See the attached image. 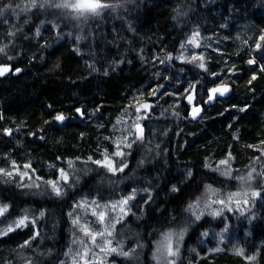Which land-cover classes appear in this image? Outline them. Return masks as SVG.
I'll return each mask as SVG.
<instances>
[{
  "label": "trees",
  "instance_id": "trees-1",
  "mask_svg": "<svg viewBox=\"0 0 264 264\" xmlns=\"http://www.w3.org/2000/svg\"><path fill=\"white\" fill-rule=\"evenodd\" d=\"M62 1L0 0V64L11 66L0 78V202L9 204L0 214V233L7 232L0 235V264H14L20 255L29 264L63 263L78 201L108 202L133 189L141 191L133 213L114 226L111 237L120 251L110 258L113 264H153L157 240L189 218L188 204L208 186L231 185L222 173L225 158L235 173L255 169L252 202L264 198V0H99L113 7L85 16L55 6ZM194 34L210 38L221 52L209 55L203 69L188 52ZM243 34L252 37L249 48L239 38ZM218 67L223 73L211 78ZM228 67L236 72L229 74ZM168 83L173 102L164 93ZM218 83L231 85L230 96L191 120L183 90L194 88L203 104L208 88ZM161 84L141 126L142 143L114 158L116 171L100 164L106 152L114 156L113 123L133 93L151 100ZM57 114L66 119L55 122ZM60 170L68 173L66 183L56 181ZM40 178L58 182L62 195L28 191ZM253 207L226 210L228 235L243 233L253 259L227 250L212 257L193 252L187 259L197 231L222 226L223 216L205 212L190 225L173 264H264V202L254 214ZM43 232L48 240L40 248ZM137 251L138 260L131 261L127 255Z\"/></svg>",
  "mask_w": 264,
  "mask_h": 264
},
{
  "label": "rangeland",
  "instance_id": "rangeland-1",
  "mask_svg": "<svg viewBox=\"0 0 264 264\" xmlns=\"http://www.w3.org/2000/svg\"><path fill=\"white\" fill-rule=\"evenodd\" d=\"M63 2V1H62ZM70 2H76V0H70ZM82 4H93L96 3V0H79ZM67 11L71 9L65 8ZM72 11V10H71ZM73 12V11H72ZM74 13V12H73ZM90 13V12H88ZM86 14V13H85ZM242 44L244 47H250L251 36L239 35ZM193 40V38H192ZM260 40V37H258ZM193 48L191 50H186L184 55L189 52V55L192 57H200L202 58L200 62L206 66L209 55L217 54L221 55V52L217 51V47L215 43L210 38H203L195 35L194 37ZM198 45V46H197ZM188 51V52H187ZM184 56L182 55L181 58ZM253 61V57L251 60ZM225 62H228V58L225 57ZM220 69V67H218ZM216 72L209 73L211 78H214L216 75L220 76L223 71L221 69ZM233 67H228V73L233 74L236 71H233ZM215 74V75H214ZM192 88H185L182 93L185 95L189 93ZM165 95L168 96L169 102H173L175 99L174 87L171 84L166 85ZM206 96V95H205ZM205 99V97H204ZM203 99V101H204ZM146 100L141 98L140 92H134L132 97L130 98L128 104L120 111V114L115 118L113 123L114 134L112 137V143L114 146L113 157H107V152L104 157L100 161V164H104L108 169L109 164L111 168L114 169V158L122 157L124 155L128 156L130 151L129 147H125L124 144H120L119 148L117 147L118 142L124 140L127 137V144H139L142 143L144 137V131L142 138H138L139 133L136 129V124L139 123L140 128L144 123V119L149 116L145 111L148 109H143V102ZM198 101V100H197ZM199 102V101H198ZM173 104V103H172ZM140 107L141 110L137 111V108ZM152 110V109H151ZM152 113L149 117H151ZM264 115V112H263ZM84 116V115H83ZM264 142V139L263 141ZM260 145H256L255 150H258ZM117 151L123 152L122 156H116L115 153ZM260 151L264 154V146L260 149ZM226 163H223L222 173L225 177L230 178L231 185L228 187H220L215 188L214 186L206 187V194L197 198L188 204L185 208V215L189 218L186 219L185 222L180 223L179 225L167 228L159 237L156 242V246L154 249V263L153 264H173L181 255L182 251V242L190 230V225L198 221L199 219L205 216V212L211 214L214 217L223 216L221 227L211 226L209 225L206 229H201L197 231V244L195 248L190 247L191 244L187 245L186 250V258H193V252L195 256H215L221 253L224 250L229 251V253L233 255H241L246 259H253L255 255H250L247 253L246 248L243 244V233L235 232L234 234L228 235L227 228L229 226L228 222V213L232 210L233 207L236 209H241V207L252 206L254 205L253 213H256L257 210H260L264 198L260 197V200L256 203H253V197L257 195V189L253 186L254 181H241L239 177H246L249 172L253 169L249 170L245 173H235L237 167H234L232 164L228 163L231 161L229 158L223 159ZM222 164V163H221ZM264 164V162H263ZM125 165H120L119 169H124ZM69 168H73L72 163L69 164ZM64 174L68 178V173L63 170ZM227 173V174H226ZM253 173V172H252ZM260 177H264V170L260 171ZM61 179V170L58 172V178L56 181ZM52 182V181H51ZM49 185V186H48ZM68 186V185H67ZM66 186V187H67ZM68 188H65L67 190ZM27 190L36 194L37 196H44L53 193V188L49 182H45L43 178L37 179L34 185L27 186ZM141 190H132L128 195L122 196L119 199L110 200L108 202L96 201L95 199L82 198L78 201L75 208L71 211V220L75 227V232L71 234V240L68 244V249L65 255L63 256V263L61 264H92V263H103V264H113L112 259L110 258V254L113 252H118L119 245L114 243L112 239V233L114 226L118 221L123 219L126 215L133 213L131 204L136 194ZM146 193L145 191H142ZM235 194V195H232ZM231 197V198H230ZM126 201V204L121 202ZM223 201L224 203H220ZM189 205H193V207L189 208ZM9 208V204L6 202H0V214L5 213ZM100 213H104L103 222L100 220ZM218 213V214H217ZM28 215L22 216L24 221L27 219ZM199 217V219H197ZM29 218V217H28ZM18 221V222H19ZM77 221V223H74ZM16 222V221H15ZM13 223L11 222L10 225ZM14 228V227H13ZM85 229H87L88 234H86ZM245 230V229H244ZM45 231V230H44ZM183 231V236L178 237V234ZM171 232L173 235L171 237L172 240V248L173 251H176L177 254L175 256H167L166 252L162 254L160 249L161 242L164 239V235ZM247 232V231H246ZM245 232V233H246ZM103 233V236L96 235L95 243L93 242L92 234ZM111 233V235H109ZM225 235H224V234ZM209 239V240H208ZM47 237L44 235L40 237L39 242H37L38 247H42L47 241ZM178 240V243H177ZM111 249H115V251H111ZM178 249V251H177ZM237 249L242 250L239 254ZM138 252V251H137ZM135 254V253H134ZM140 253L135 254L134 256L127 255L131 261L138 260ZM136 258V259H135ZM185 258V259H186ZM126 259V258H125ZM29 260L26 259L25 256L17 257V260L14 261V264H29Z\"/></svg>",
  "mask_w": 264,
  "mask_h": 264
},
{
  "label": "snow or ice",
  "instance_id": "snow-or-ice-1",
  "mask_svg": "<svg viewBox=\"0 0 264 264\" xmlns=\"http://www.w3.org/2000/svg\"><path fill=\"white\" fill-rule=\"evenodd\" d=\"M45 3L48 2V0H44ZM43 6V5H41ZM56 7L58 8H67V9H71L74 13H76L77 16H85V13H93V14H96L98 15L99 14V11L103 8H107V7H113L112 5H109V4H103V3H100L99 0H96V3H93V4H82L79 2V0H76V2H70V0H63L62 3H59V4H56L55 5ZM195 35H198V34H194V37ZM194 37H193V40H190L189 43H194ZM198 46V45H197ZM183 47V45H182ZM3 49L0 48V52H2ZM9 59H11V57H9ZM198 59H202L200 57H193V61L195 60H198ZM249 63H253V61H249ZM199 67L200 68H204V64L201 62L199 64ZM11 71V69L9 67H0V76H3L5 73ZM16 72H20L21 69H15ZM215 75V74H214ZM158 91V89L154 90L152 95H155L156 92ZM229 91V88L225 85V86H217V87H213L209 90V96H208V99L211 101L213 99H215L217 97V94L219 96H223L225 93H227ZM191 100L192 98L189 97V102L191 103ZM143 109H148L150 108L151 106L148 105V104H144L143 106ZM141 108L138 107L137 108V111H140ZM201 111V109L199 108H193V111L191 113L192 117L195 118L198 113ZM77 112H81L80 109H77ZM66 119V117L63 115V114H57L55 117H54V121L55 122H62ZM136 129H137V132L139 133L138 135V138H142L143 136V130L140 128V125L139 123L136 124ZM10 134V133H9ZM126 140H127V137L124 138V140L118 142L117 144V147L119 148V145L120 144H124L125 147H131L130 144H127L126 143ZM116 156H122L123 155V152L121 151H117L115 153ZM99 163V162H98ZM221 163H226L225 161H221ZM110 170L112 171H116L117 169H113L111 168L110 164L108 165ZM25 167H30L29 165H25ZM120 171H122L123 169H119ZM0 171H3L2 169H0ZM255 169H253L251 172L248 173V175L246 177H239V179L241 181H251L253 179V175H252V172H254ZM227 174V173H226ZM189 175H191V173H189ZM61 179L65 181V183L67 182V176L64 174L63 170H61ZM51 183V186L53 188V190L55 191L56 195H62V191L59 187H57V184L58 182H50ZM175 191V188L173 189ZM232 195H235V194H232ZM231 198V197H230ZM122 205L123 204H126V201L124 202H121ZM220 203H224L223 201H220ZM193 207V205H189V208ZM218 214V213H217ZM41 215H43V213H41ZM103 219H104V213H100V220L101 222H103ZM197 219H199V217H197ZM24 220L21 219L18 223H17V227L19 226H22L24 224ZM74 223H77V221H74ZM13 229L12 228H9L7 231H12ZM85 232L86 234H88V231L87 229H85ZM7 232H3V233H0V235H6ZM96 235H101L103 236V233H97V234H92L93 236V242L95 243V237ZM109 235H111V233H109ZM172 233L169 232L167 234L164 235V239L163 241L161 242V245H160V250L162 252V254L164 252H166V255L167 256H175L177 254L176 251H173V248H172V240H171V237H172ZM183 236V231H181L179 234H178V237H182ZM28 242L26 241L25 244H27ZM177 243H178V240H177ZM111 251H115V249H111ZM178 251V249H177ZM242 250H239L237 249V252L238 254L241 252ZM124 255H127V253H123Z\"/></svg>",
  "mask_w": 264,
  "mask_h": 264
},
{
  "label": "water",
  "instance_id": "water-1",
  "mask_svg": "<svg viewBox=\"0 0 264 264\" xmlns=\"http://www.w3.org/2000/svg\"><path fill=\"white\" fill-rule=\"evenodd\" d=\"M0 67H9L11 69V66L9 64H0ZM18 69H20V68H18ZM10 72L11 71L5 73L3 76L7 75ZM13 73L14 74H18L19 72H16L15 69H14L13 70ZM3 76H0V78H2ZM225 85L229 88V91L227 93H225L223 96H219L217 94V97L215 99L211 100V101L208 99L209 90L211 88L217 87V86H225ZM163 87H164L163 84L159 85L156 88V89H158V91L156 92V94L155 95H151V100L147 101V104L151 106L150 108H148V112L147 113H149L150 110L154 107V103H155L154 101L158 98L159 93L163 89ZM231 92H232V87L228 83H218V84H214V85H212L211 87L208 88L207 95H206V97H205V99L203 101V104H201V103H197V98H196V95H195V90H194V88H192V90L184 96V102L191 107V110H190V113H189V118L191 120L198 119L202 115V113L204 111V106H211V105H213L219 99H226V98H228L230 96ZM189 97L192 98L191 103L189 102ZM193 108H199V109H201V111L198 113V115L195 118H193L192 115H191V113L193 111ZM78 109L81 110V108H78ZM79 113L81 114V112H79Z\"/></svg>",
  "mask_w": 264,
  "mask_h": 264
},
{
  "label": "flooded vegetation",
  "instance_id": "flooded-vegetation-1",
  "mask_svg": "<svg viewBox=\"0 0 264 264\" xmlns=\"http://www.w3.org/2000/svg\"><path fill=\"white\" fill-rule=\"evenodd\" d=\"M207 95V94H206ZM206 97V96H205ZM201 104H202V101H199ZM198 103V102H197ZM143 104H147L146 103V101L145 102H143ZM206 106H204V108H205ZM191 109V108H190ZM190 111V110H189ZM145 113H146V111H145Z\"/></svg>",
  "mask_w": 264,
  "mask_h": 264
},
{
  "label": "bare ground",
  "instance_id": "bare-ground-1",
  "mask_svg": "<svg viewBox=\"0 0 264 264\" xmlns=\"http://www.w3.org/2000/svg\"><path fill=\"white\" fill-rule=\"evenodd\" d=\"M144 105V104H143ZM82 113V112H81Z\"/></svg>",
  "mask_w": 264,
  "mask_h": 264
}]
</instances>
